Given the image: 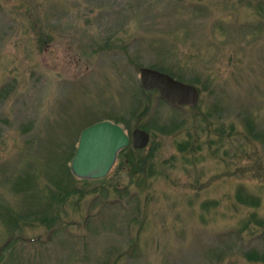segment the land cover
Instances as JSON below:
<instances>
[{"label": "rangeland", "instance_id": "obj_1", "mask_svg": "<svg viewBox=\"0 0 264 264\" xmlns=\"http://www.w3.org/2000/svg\"><path fill=\"white\" fill-rule=\"evenodd\" d=\"M140 67L198 101L143 89ZM115 119L149 133L153 173L118 154L104 178L66 175L81 130ZM10 236L0 264H264V0H0Z\"/></svg>", "mask_w": 264, "mask_h": 264}, {"label": "water", "instance_id": "obj_2", "mask_svg": "<svg viewBox=\"0 0 264 264\" xmlns=\"http://www.w3.org/2000/svg\"><path fill=\"white\" fill-rule=\"evenodd\" d=\"M139 79L143 89H156L159 96L173 106L194 105L198 101L199 93L194 85L184 83L166 72L140 67ZM149 140V133L139 127L132 130L130 137L117 122H95L81 130L70 160V170L81 179L104 178L121 149L129 145L137 149L144 148Z\"/></svg>", "mask_w": 264, "mask_h": 264}, {"label": "trees", "instance_id": "obj_3", "mask_svg": "<svg viewBox=\"0 0 264 264\" xmlns=\"http://www.w3.org/2000/svg\"><path fill=\"white\" fill-rule=\"evenodd\" d=\"M155 89H151L149 90L150 92L151 91H154ZM164 100V99H163ZM149 106V102L146 103V107H145V111L146 109L148 108ZM115 122H123V121H120L118 119H115ZM123 127L124 129L126 130V132L129 134V136H131V128H130V125L129 123L127 122H123ZM144 128V127H143ZM189 143L188 142H185V143H182L179 145L180 149L181 150H184V149H188L189 148ZM191 147V145H190ZM74 150H75V147H73L72 151L69 152V154L66 156L65 160H64V167H65V171H66V175H73L75 176L71 170H70V167H69V162L74 154ZM143 150V148H134L132 147L131 145L121 149L118 154L121 156V163H123L130 171L131 174H141L143 173L142 175H151L154 171L153 169V163L151 161V157H152V151L148 154V155H145L144 157H142L140 155V152ZM76 177V176H75ZM78 178V177H77ZM78 179H81V178H78ZM83 181H87L89 179H81ZM68 181V180H67ZM59 190V189H58ZM66 188L63 187V188H60L59 192H57V195L61 194L60 192H64L62 193V199H65V197L68 195V191L66 192ZM76 191H79V190H76ZM59 193V194H58ZM238 199L243 202V203H246V204H250L252 206H258L259 205V201L253 197H250V196H247V197H243L239 194L238 192ZM6 213H8V216H11V218H16V216L13 217L12 215V212L10 211H6ZM256 221L258 223H260V220L256 219ZM43 222L47 223L48 226L49 225V220L48 219H44L43 218ZM12 236H10L6 241L5 243H3L1 246H0V256H1V253H2V250L4 248H6L12 241ZM247 257L250 258V259H253V260H257L258 259V256H255L256 254L255 253H252V252H248L247 254Z\"/></svg>", "mask_w": 264, "mask_h": 264}]
</instances>
